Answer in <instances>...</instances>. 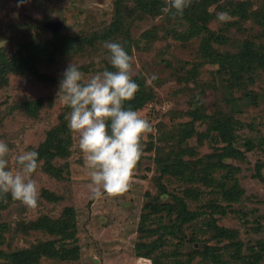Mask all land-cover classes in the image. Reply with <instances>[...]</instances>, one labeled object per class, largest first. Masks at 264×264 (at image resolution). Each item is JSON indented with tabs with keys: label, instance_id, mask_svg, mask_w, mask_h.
<instances>
[{
	"label": "rangeland",
	"instance_id": "374dc122",
	"mask_svg": "<svg viewBox=\"0 0 264 264\" xmlns=\"http://www.w3.org/2000/svg\"><path fill=\"white\" fill-rule=\"evenodd\" d=\"M244 1L250 2V10L257 14V19L264 14V0ZM115 3L116 0H25L21 4L20 0H0V41H6L0 50L16 57L20 46L48 41L55 32L49 27L50 23H61L57 32L63 35L102 33L113 22ZM123 4L128 7L126 11H134L127 20L131 37L137 44L131 56L133 77L145 81L153 93V98L137 111L152 124L154 131L142 141L144 155L135 170L132 187L119 197L91 198L89 170L78 146L79 136L71 130L70 158L53 161L57 166L67 164L62 177L46 171L44 161L38 162L39 169L33 176L40 188L38 207L27 208L9 194L7 207L0 210V224L10 226L2 233L0 251L11 253L52 239L43 231L17 233V222L22 219L35 221L43 215L57 219L66 207L73 206L77 212L79 257L66 261L43 257L40 264H155L156 257L161 254L169 256L163 255L162 263L158 264H176L172 252L177 251L180 240L173 235L165 234V244L151 257L143 254L146 250L137 249L139 242L149 243L161 237V233L142 237L140 227L142 216L150 212L146 207L148 202L173 201L170 194L161 193L163 186L169 193L183 196L185 190L196 189L198 198H186L194 210L210 211L209 205L218 203L225 211L214 214L218 225L236 229L243 243L241 252L234 256L236 249L229 244V239L212 238L210 232H204L208 229L204 220L209 217L205 215L193 226L182 227L188 240L184 242L183 238L180 246L179 259L183 264H264V249L260 248V243L264 245V68L254 72L248 70L245 76L250 77L245 79L244 85H238L219 64L203 62L202 36L185 40L176 38V32H171H185V21H171L165 13L152 16L143 13L134 0H126ZM220 5L217 3L208 9L212 14L210 29L216 35L225 36L219 42L215 39L216 49L236 53L246 40L264 43L263 23L252 15L247 21L228 27L227 23L237 18L230 15L228 22L218 21L216 14L224 12L219 9ZM145 34L151 38L144 37ZM103 44L99 41L84 53H64L52 63L38 64L40 74L9 72L8 83L0 87V140L8 144L12 156L36 151L46 140L49 130L62 121L67 106L58 93L60 80L70 63L85 73L86 79L103 70H114ZM41 74L47 78L42 79L38 76ZM193 111L206 119L194 120L193 132L185 140L183 128L193 119ZM228 115L235 120L236 146L244 153L225 160L237 168L235 176L244 190L239 201L225 200L213 192L214 187L207 186L198 177L191 182L178 176H161V159L184 154L183 159L190 162L225 145L212 137L204 136L201 140L200 134L208 132L213 117ZM247 141H253L254 147L248 149ZM189 148L195 149L197 154L189 155ZM259 164L263 178L258 175ZM10 165L15 167L11 157ZM223 172L220 169L213 173L220 178ZM46 191L56 194L60 200H51ZM170 215L151 213L145 227L154 229L168 225L176 217L175 213ZM192 233L198 234V242L189 241ZM206 246L214 249L205 252ZM213 253L222 254L220 260L213 258ZM254 254L261 258L255 260L252 256L254 260L251 261L250 255ZM3 263L5 259L0 256V264Z\"/></svg>",
	"mask_w": 264,
	"mask_h": 264
},
{
	"label": "trees",
	"instance_id": "16d2710c",
	"mask_svg": "<svg viewBox=\"0 0 264 264\" xmlns=\"http://www.w3.org/2000/svg\"><path fill=\"white\" fill-rule=\"evenodd\" d=\"M126 0H116L115 14L113 22L109 27L99 34L91 35H63L60 32L55 31L53 37L43 43H28L19 47L16 57H10L2 50H0V87L5 85L9 81V72H21L27 74H40L37 69V65L41 63H52L56 57L60 54H81L86 52L87 49L95 47L97 43L112 41L117 42L123 46L126 52L132 56V49L135 44V40L131 37L130 27L127 25L133 15L134 11H126L128 7L124 6ZM137 7L143 13L148 15H160L163 12L161 9L165 6V0H134ZM220 3V10L226 11L230 15L237 18V20L228 22V27L236 26L242 21H247L252 15L260 23L264 24V14L257 19V14L252 13L250 10V2L244 0H225L224 3L221 0H192V5L187 8L183 16L173 17L169 13L171 21L175 20L180 22L185 21L187 26L185 32H176V38L185 39L201 37L200 51L203 58V62L219 64L221 69L230 75V80H236L238 85H244L245 79L249 78L245 76L246 72L257 71L260 67L264 68V43H256L254 40H246L240 51L236 53L221 52L214 47L215 39L219 41L224 40V35H216L214 31L210 29V19L212 14L208 13L210 6ZM264 10V7H263ZM251 12V13H250ZM181 24H183L181 22ZM180 24V25H181ZM154 30V29H152ZM151 31V30H150ZM150 36L153 37V35ZM148 35H144L146 38H151ZM45 79L43 74L38 75ZM134 81L139 85V91L134 98L126 102L124 107L131 108L134 111H139L145 104L153 98V93L148 89L145 81L138 76L133 77ZM41 102V101H39ZM71 109L67 106L66 112L62 115V121L50 129L46 140L40 144L36 149L39 153L38 162L44 161L43 166L46 171L56 177H62L65 166H57L53 164V161L57 158H62L65 161L71 156L72 148V135L69 127V121L66 119ZM193 119L185 124L183 133L186 138H189L193 132V121L199 118L206 119V116H201L198 111L191 112ZM235 120L231 116L213 117L208 127V132L200 134L203 137H212L216 141L224 142L222 147L214 148V152L203 157H196V159L187 162L183 159L182 155L169 156L166 159H161V176H178L179 179L190 180L193 182L198 177L207 186L214 187L213 192L220 194L225 200L229 202H237L240 200L244 190L239 185L236 178V167L232 164L226 163L225 160L231 157H239L244 155L242 151L236 146L237 134L235 133ZM213 134V135H212ZM202 142V141H201ZM248 149L254 147L253 141H247L245 143ZM186 152V150H185ZM195 149L189 148V155H195ZM261 165L258 167V175L263 178L261 173ZM222 169L224 172L220 178L214 176L215 170ZM161 193L163 195L170 194L172 196V202H161L157 199L155 202H148L146 207L150 210L142 216L140 233L142 237H151L157 233H161L160 239L152 242L141 241L137 244V249L144 251L146 256H152L161 246L165 244L163 236L173 235L179 238L177 251L172 252L175 256L176 264H183L179 257L181 255L180 246L183 245L184 235L182 227L184 225L193 226L200 222L202 217L208 215L205 218L204 223L208 226V229L204 232H210L212 238H226L230 240V245L235 246L236 251L234 256H238L243 246L238 235L239 232L236 229H230L218 225L217 219L214 216L215 213L223 211L224 208L218 203L209 205L210 211L194 210L188 204L186 198L199 197V192L196 189L185 190L184 196L178 193H169L163 186ZM46 196L51 200L59 201L60 197L56 194L46 191ZM8 199L10 195H0V210L3 207H7ZM167 212L168 215L175 213L176 217L172 223L164 226H158L157 228L145 227L146 220L149 219L151 213L163 214ZM171 216V215H170ZM10 226L6 223L0 224V243L2 242V233L8 230ZM15 230L21 233L30 234L32 231H43L49 234L52 239L46 241H38L33 243L29 248L20 249L11 253H5L0 251V256L5 259L3 264H40V260L43 257L49 259H60L63 261L77 259L79 257V245L77 244V212L73 206H68L64 209L62 215L53 219L49 216L43 215L35 221L27 222L24 219L17 222ZM162 230V231H161ZM188 241L186 238L184 242ZM189 241L196 243L199 241L198 234L192 233L189 237ZM260 248L264 249L263 243H260ZM207 249H214L213 247L206 246ZM198 251V250H197ZM253 252L254 249H253ZM169 256V254H161L156 257L155 264L162 263V257ZM261 256L250 255L251 261ZM222 254L213 253V258L217 261L220 260ZM258 258V259H259Z\"/></svg>",
	"mask_w": 264,
	"mask_h": 264
},
{
	"label": "clouds",
	"instance_id": "9594fccd",
	"mask_svg": "<svg viewBox=\"0 0 264 264\" xmlns=\"http://www.w3.org/2000/svg\"><path fill=\"white\" fill-rule=\"evenodd\" d=\"M25 0H20L23 4ZM192 0H165L161 11L183 16ZM217 20H230L228 12H218ZM6 41H0V45ZM103 47L114 70H103L85 78V73L70 63L60 80L58 97L71 111L66 117L70 129L78 134V146L88 168L91 198L119 197L132 187L135 170L144 155L143 139L154 129L137 111L125 108L139 91L133 79L134 60L117 42ZM155 79V76L152 77ZM8 144L0 140V195L30 209L38 207L40 188L34 174L39 169L37 151L12 156ZM14 161L15 167L10 165Z\"/></svg>",
	"mask_w": 264,
	"mask_h": 264
},
{
	"label": "water",
	"instance_id": "95a60500",
	"mask_svg": "<svg viewBox=\"0 0 264 264\" xmlns=\"http://www.w3.org/2000/svg\"><path fill=\"white\" fill-rule=\"evenodd\" d=\"M62 24L61 23H50L49 27H52L55 31H57L59 28H61ZM2 45H0L1 48Z\"/></svg>",
	"mask_w": 264,
	"mask_h": 264
}]
</instances>
